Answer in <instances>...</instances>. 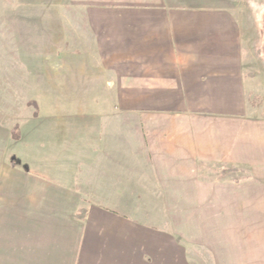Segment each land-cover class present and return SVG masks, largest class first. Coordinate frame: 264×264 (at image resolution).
<instances>
[{
	"label": "crops",
	"instance_id": "1",
	"mask_svg": "<svg viewBox=\"0 0 264 264\" xmlns=\"http://www.w3.org/2000/svg\"><path fill=\"white\" fill-rule=\"evenodd\" d=\"M59 6L80 16L59 87L138 114L84 149H0V264H264V0Z\"/></svg>",
	"mask_w": 264,
	"mask_h": 264
},
{
	"label": "rangeland",
	"instance_id": "2",
	"mask_svg": "<svg viewBox=\"0 0 264 264\" xmlns=\"http://www.w3.org/2000/svg\"><path fill=\"white\" fill-rule=\"evenodd\" d=\"M59 1L0 0V149H84L94 141L91 128L85 126L96 125L98 117L138 114L133 107L82 103L81 84L79 89L73 82H67L66 89L59 87L57 77H64L60 68L74 66L73 24L80 18L75 10L59 9ZM257 16L264 23V7ZM262 72H257L254 89L248 90V107L258 114H264V68ZM112 124L120 125L117 119ZM131 144L126 140L125 149ZM148 204L167 212L174 203ZM178 205L185 213V203Z\"/></svg>",
	"mask_w": 264,
	"mask_h": 264
}]
</instances>
